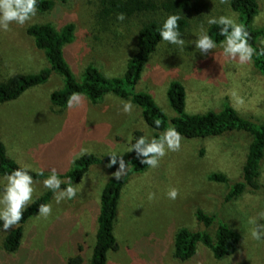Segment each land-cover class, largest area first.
Here are the masks:
<instances>
[{
	"label": "rangeland",
	"instance_id": "obj_1",
	"mask_svg": "<svg viewBox=\"0 0 264 264\" xmlns=\"http://www.w3.org/2000/svg\"><path fill=\"white\" fill-rule=\"evenodd\" d=\"M99 1L56 3L49 13H36L25 25L13 23L9 31L0 32V81L15 74H35L48 67L43 52L25 32L30 25L44 22L56 29L73 24V41L64 46L63 52L78 80L88 64L97 66L108 78L122 77L128 59L135 53L141 22L154 17L162 23L166 15L158 11L155 15L125 17L123 22L117 21L116 16L100 20ZM196 1L199 10L185 14L188 26L181 34L185 46L161 41L147 62L136 91L149 93L171 118L175 113L165 92L171 80H178L186 91V113L218 111L226 103L240 116L263 123L264 78L252 62H229L220 48L201 54L194 44L187 43L196 39L201 27L206 29L210 16L233 14L228 0ZM257 1L259 9L253 27L260 28L264 27V0ZM258 43L264 47V38ZM62 84V78L52 73L46 83L26 90L14 101L0 104V139L7 156L19 166L30 165L33 172L43 170L46 174L55 168L62 175L71 169L81 148L96 156L121 154L128 151L135 132L153 136L154 131L144 123L139 109L133 105L130 113H124L121 99L112 95L97 105L82 96L80 106L54 109L49 95ZM232 89L245 97L242 108L234 105ZM249 143L244 132L183 138L180 150L167 152L158 167L132 175L121 191L114 225L117 248L108 253L107 264H264V243L252 238L249 223L250 218L264 223V217L258 216L264 212V158L259 190H246L235 200H225L230 185L241 180ZM211 174H223L227 182L210 181ZM112 176L104 165L92 166L79 183L73 184L77 188L76 198L57 205L52 196L48 202L53 204L52 215L44 219L37 217V213L25 223L15 253L4 252L0 236V264H67L78 253L82 256L81 264H89L100 191ZM44 179L34 180L37 183L33 201L48 191L40 183ZM171 187L180 192L175 201L166 197ZM150 192L156 193L155 199H148ZM196 210L215 215L216 221L205 229L195 218ZM219 221L240 235L233 255L216 260L207 247L198 243L191 259H174L173 240L178 229L206 230L214 237Z\"/></svg>",
	"mask_w": 264,
	"mask_h": 264
},
{
	"label": "trees",
	"instance_id": "obj_2",
	"mask_svg": "<svg viewBox=\"0 0 264 264\" xmlns=\"http://www.w3.org/2000/svg\"><path fill=\"white\" fill-rule=\"evenodd\" d=\"M68 0H38L37 14L49 13L56 3L65 4ZM230 10L235 13L237 22L244 24L250 34L249 43L259 52L261 48L259 40L264 38V27H253V20L258 12L257 0H228ZM196 0H100L97 17L100 20L117 16L123 13L125 17L157 14L162 11L168 15L180 17L179 31L181 34L188 26L185 17L190 11H198ZM161 22L152 17L141 22L137 30L135 53L128 59L126 70L122 77L108 78L100 69L88 64L78 80L72 73L65 60L63 48L73 41L74 26L68 23L56 29L51 23H35L26 28V34L32 38L35 47L42 51L48 63V67L35 74H15L0 81V104L18 99L26 90L46 83L52 73L62 78V87L54 90L49 95L51 106L57 110L67 108V99L73 92L84 96L92 105L103 101L107 95L115 96L121 100L131 101L139 111L142 120L151 130L153 136L158 137L169 126H174L184 139L209 138L222 136L229 132H244L250 138L245 160L242 166L241 180L230 185L225 195L226 201L237 199L246 190L258 191L261 162L264 158V122L256 123L240 116L229 104H223L220 110H208L203 114H188L185 111L186 91L178 80H171L165 92L169 107L175 115L169 118L156 104L153 97L146 92L136 91L142 72L156 52L161 39L158 35ZM206 30L212 38L219 43L223 37L218 35L219 28L215 25H206ZM252 65L264 78V56L254 55ZM161 122L160 128L155 127V122ZM142 136L135 132L134 138ZM134 138L131 143H134ZM111 155L123 156L128 164L127 174L119 181L112 176L103 185L99 195V208L96 217L97 229L95 241L91 252L89 264H107V256L110 251L117 248L114 235V225L118 210L121 191L129 178L135 174L145 172L149 167L140 163L142 158H137L134 151H126L121 154H107L96 156L85 154L76 158L73 166L67 172L59 175L65 182L61 187H67L69 181L79 183L92 166L104 165L110 172L115 173L118 164L107 167ZM19 165L6 154L4 144L0 139V176H4ZM34 180L47 178L39 172H31ZM210 181L226 183L227 178L223 174H211ZM53 192L48 190L36 198L23 213L20 223L14 228H9L2 236L1 247L4 252L15 253L21 244L25 223L38 213L40 204L48 203ZM196 220L205 229L215 221V215H208L201 210L195 211ZM214 237L206 231H191L180 228L174 235V259L184 262L191 259L196 253L198 243L207 247L216 260H222L231 256L237 250L240 235L230 229L227 224L219 221ZM82 256L78 253L68 259L67 264H81Z\"/></svg>",
	"mask_w": 264,
	"mask_h": 264
},
{
	"label": "clouds",
	"instance_id": "obj_3",
	"mask_svg": "<svg viewBox=\"0 0 264 264\" xmlns=\"http://www.w3.org/2000/svg\"><path fill=\"white\" fill-rule=\"evenodd\" d=\"M38 0H0V32L10 30L11 24L23 26L35 17L37 12ZM117 21L123 22L125 15L120 13L116 16ZM178 15H168L163 20L158 35L163 42L183 48L186 44L182 39L179 31ZM209 26L215 25L219 28L218 35L223 37L219 43L215 41L208 31L201 27L199 34L194 41L187 42L194 44L195 50L201 54H206L210 50L220 48L223 57L229 61H235L240 65L250 64L254 55L264 56V48L257 52L249 43L250 34L244 24L237 22L235 13L232 15L210 16L207 20ZM230 96L234 105L239 109L246 104L245 97L240 95L236 89L230 91ZM83 97L78 92H73L67 99V107L72 109L80 106ZM121 107L124 113H130L133 110L131 101L121 100ZM161 122L157 120L155 127L160 128ZM183 137L174 126H169L165 131L161 132L158 137L147 135L134 138L128 151H134L137 158H142L140 163L150 168H156L160 160L165 157L167 152H176L181 148ZM89 149L81 148L77 154L83 156L88 154ZM109 164L107 167L118 164V169L113 173L115 180L119 181L122 176L127 174L128 164H126L123 156H109ZM32 168L30 165H21L0 177V232L6 233L9 228H14L22 219L23 213L33 201L35 192ZM39 175L43 176L41 170ZM45 189L53 192V201L59 205L63 201H71L77 197V188L69 181L67 187H61L64 183L59 178V173L55 168L51 169L46 179L41 181ZM180 195L179 189L171 187L166 192L169 200L175 201ZM156 198L155 192L148 194V199ZM53 204L46 203L38 206L37 217L47 219L52 215ZM264 217V212L258 214ZM258 218H250L251 236L254 240L264 243V223Z\"/></svg>",
	"mask_w": 264,
	"mask_h": 264
}]
</instances>
